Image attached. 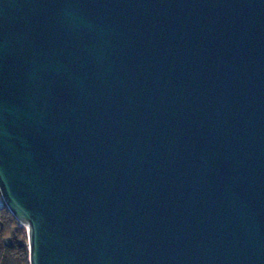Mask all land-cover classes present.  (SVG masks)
I'll return each instance as SVG.
<instances>
[{"label":"water","instance_id":"1","mask_svg":"<svg viewBox=\"0 0 264 264\" xmlns=\"http://www.w3.org/2000/svg\"><path fill=\"white\" fill-rule=\"evenodd\" d=\"M0 196L29 264H264V0H0Z\"/></svg>","mask_w":264,"mask_h":264},{"label":"trees","instance_id":"2","mask_svg":"<svg viewBox=\"0 0 264 264\" xmlns=\"http://www.w3.org/2000/svg\"><path fill=\"white\" fill-rule=\"evenodd\" d=\"M0 264H29L26 228L0 204Z\"/></svg>","mask_w":264,"mask_h":264},{"label":"rangeland","instance_id":"3","mask_svg":"<svg viewBox=\"0 0 264 264\" xmlns=\"http://www.w3.org/2000/svg\"><path fill=\"white\" fill-rule=\"evenodd\" d=\"M1 203H3V201H2V198H1V196H0V204H1Z\"/></svg>","mask_w":264,"mask_h":264}]
</instances>
